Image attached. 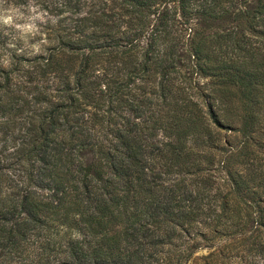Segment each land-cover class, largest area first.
<instances>
[{
	"label": "trees",
	"instance_id": "trees-1",
	"mask_svg": "<svg viewBox=\"0 0 264 264\" xmlns=\"http://www.w3.org/2000/svg\"><path fill=\"white\" fill-rule=\"evenodd\" d=\"M120 9L47 52L0 30V264H264V0Z\"/></svg>",
	"mask_w": 264,
	"mask_h": 264
},
{
	"label": "rangeland",
	"instance_id": "rangeland-1",
	"mask_svg": "<svg viewBox=\"0 0 264 264\" xmlns=\"http://www.w3.org/2000/svg\"><path fill=\"white\" fill-rule=\"evenodd\" d=\"M121 12L120 0H0V30L27 51L47 52L48 47L59 46L60 39L75 40L83 32L89 34L100 26L107 29L106 25H116ZM96 16L103 19L102 24L95 21ZM195 22V19H183L178 13L173 34L180 33L181 40H189L188 34ZM187 71L192 83L182 81V84L191 98L200 102L203 99L200 92L207 90L210 79L190 67ZM260 151L264 159V153ZM87 156L91 157L90 154ZM218 180L224 182L222 173L218 174Z\"/></svg>",
	"mask_w": 264,
	"mask_h": 264
}]
</instances>
